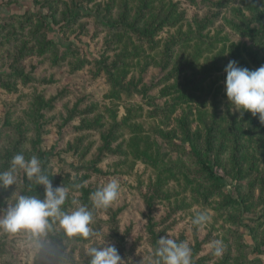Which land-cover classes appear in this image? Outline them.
<instances>
[{
  "label": "rangeland",
  "instance_id": "374dc122",
  "mask_svg": "<svg viewBox=\"0 0 264 264\" xmlns=\"http://www.w3.org/2000/svg\"><path fill=\"white\" fill-rule=\"evenodd\" d=\"M110 0H95L101 3V10L104 11L106 2ZM175 4L176 10L182 12L180 28L166 27L162 30L159 37L169 40L171 36L177 38L181 34L199 32L202 37L193 41L191 45L182 44L176 49V52L183 53L185 59H189L194 48L204 50L200 62L206 59L205 67L209 69L207 78L197 83L196 94L204 98V105L191 103L190 105L177 106L175 111L168 118L166 111L170 109L171 99L162 97L159 92L166 84H159V87H152L147 94L142 96L134 93L129 99H122L118 103L119 116L125 112V107H132L134 114L139 115V120L143 122L146 129H153L155 125L164 130L176 129L175 118L180 117L183 110L188 112L191 106L192 113L189 117L192 122V129L199 128L203 131L202 124L198 121L197 112H207L206 122L208 125L215 122V128L223 126L225 128L226 114L233 113L231 105L227 100L224 81L226 73L223 71L229 60H235L234 54L239 49L242 54H247L245 60L248 68L254 66L248 60V53L255 54L259 60L264 61V51L258 49L253 41L237 34L229 25L236 23L241 25V21L236 16L238 10L245 16L252 15L244 0H196L195 5L189 4L186 0H171ZM261 0H257L259 4ZM116 2V1H115ZM220 2L219 5H215ZM158 5V3H157ZM156 5V6H157ZM94 6V3L90 4ZM119 3L112 7V13L117 14ZM26 8L33 9L32 0H17L9 4L0 0V17L10 14L12 11L21 12ZM38 8V6L36 7ZM45 11V10H44ZM43 11V12H44ZM93 16H84L79 21L84 24L81 28L78 24L70 28H62L51 31V36L57 41L60 51L64 46H71L73 56L57 59L55 55L46 53L38 55L37 52L28 50V46L22 50L21 58L17 61L19 68L24 69L35 77L34 82L23 84L21 81L16 83V91H7L0 85V128L7 123L8 128L14 129L15 124L19 123L25 130V147L27 153L32 151V146L39 147L42 150H51L52 157L49 166L54 175L61 176L66 173L86 174L87 171L77 170L80 166L89 164L96 148L99 145V129H85L82 127V119L92 120L97 114H105L106 107L110 106L109 84L105 74L98 73L94 62L103 52L107 30L94 21ZM1 23V19H0ZM244 26V25H241ZM180 31V32H178ZM199 36V34L197 35ZM1 37V35H0ZM210 39V41H209ZM211 43V46H210ZM225 44L224 49L222 46ZM1 46V45H0ZM18 46L21 44L18 42ZM16 51L12 50V55H8L5 48L0 49V70L13 59ZM58 55V54H57ZM79 58H85L88 63L80 70H73L72 65L79 61ZM232 58V59H231ZM202 64V63H201ZM198 72V68L196 69ZM138 90H141L145 84L154 86L163 77L166 71H160L156 66H150L142 75L139 81L138 74L133 71ZM131 76V74L129 75ZM195 74L182 72L178 75V83L188 84L185 90L194 92L191 80ZM190 83V84H189ZM188 88V89H187ZM41 102L39 104L38 102ZM38 106L42 108L44 117L39 135L32 128L33 123L29 122V117ZM155 106L163 109L154 117H148L147 114ZM166 110V111H165ZM73 119H68L69 115ZM244 118L253 117L250 112L244 114ZM82 118V119H81ZM89 120V121H90ZM8 121V122H7ZM28 124L25 125V123ZM87 124V123H85ZM84 124V126H86ZM80 126V127H79ZM26 128V129H25ZM239 129L247 132L250 129L241 124ZM219 134V133H218ZM83 136V139L81 137ZM113 146L119 144L126 138L127 134L119 133ZM228 135H219L222 146L221 158L222 165L217 169L219 175L224 176L223 195L214 196L204 201L200 194L207 186L205 182L201 183L195 178H191L194 173L192 164L188 157H184L181 151L170 152V156L176 158L179 156L184 164L182 173L187 176L184 179L181 175L177 181L169 185L167 198L155 197L152 194L150 182L153 180V172L142 163L136 162L131 168L130 159L125 155H107L98 164L103 171V175H91L86 179V185L98 187L111 179H117L120 183L119 197L107 208L112 212L121 209L118 218V230L120 235H124V247H118V243L111 236L109 217L107 209H93V223L91 227L101 233L118 248L124 264H149L150 253L155 247L156 240L160 237L170 236L178 242L187 243L192 249V264H264V203L262 201V191L257 179L264 177V161L255 149V143L250 140L238 141V146H246L238 153V162H240L241 173L245 177L235 179L230 152L234 144L225 140ZM246 135L243 136L245 138ZM16 138V134H14ZM80 138V139H79ZM176 137V141H179ZM251 138V137H250ZM5 138L0 137V151L2 150ZM164 150L170 148L161 142ZM75 145L78 150L75 151ZM91 146L88 153L86 150ZM121 150L124 151L123 145ZM26 150V149H24ZM171 150V149H170ZM254 154L256 167L251 173H247L250 168L248 162L242 159L243 154ZM36 156V155H35ZM26 155L25 158H30ZM22 175V173H21ZM199 184V185H198ZM16 186H9L7 189L0 188V208L6 207ZM17 191L21 187L17 186ZM143 194L149 198L148 205L145 204ZM76 199L79 195L72 194ZM228 196L245 199L241 200L240 205L234 207H224V202ZM77 200V199H76ZM82 203L80 200H77ZM90 208L92 207L90 201ZM249 207L245 210L244 206ZM197 211L206 212L210 219L199 226L192 224L194 213ZM47 237L41 238L43 248L61 249L63 253L69 255L71 261L60 263L41 253H33L30 248L31 239L29 235L21 232L16 235H6L0 232V264H85L84 249L92 244L98 243L97 238L88 239L87 243H62L54 246L47 243ZM220 240L223 244V251L220 255L214 254L212 242ZM44 248V249H45ZM252 260V261H250Z\"/></svg>",
  "mask_w": 264,
  "mask_h": 264
},
{
  "label": "trees",
  "instance_id": "16d2710c",
  "mask_svg": "<svg viewBox=\"0 0 264 264\" xmlns=\"http://www.w3.org/2000/svg\"><path fill=\"white\" fill-rule=\"evenodd\" d=\"M9 4L17 0H3ZM33 9L26 8L21 12L12 11L10 14L1 16L0 23V49L5 48L8 55H12V50L16 51L15 56L5 68L0 70V85L7 91H16L17 81H21L23 84L34 82L35 77L31 73L25 72L16 64L19 58H21L22 50L28 46V50L37 52L38 55L50 53L55 55L57 59L67 58L68 55L73 56L71 46H64L60 51L57 41L51 36V31L58 28H70L73 25L78 24L81 28L84 26L79 20L84 16H93L94 21L107 30V37L105 47L99 58L95 59L94 65L98 73L105 74L107 83L109 84L108 99L111 100L110 106L106 107L105 114H97L96 118L87 120L81 118L82 127L85 129H99V145L96 148V154H94L89 164L80 166L77 170L87 171L86 174L66 173L65 175L56 176L53 174L50 164L52 155L51 150H42L38 146H32V151L28 154L27 147H25V130H22V126L17 123L14 129L8 128L6 120L3 126L0 128V137L3 136L5 141L0 151V171H6L10 167L12 158L18 154L23 153L26 155H36L41 161L42 169L45 174L51 179L54 187L65 185L69 189V201L66 203V207H71V199L75 196L72 194H78L76 198L80 200L82 204H88L90 207V193L96 190V186L86 185L85 181L91 175H103V171L98 167V164L107 155H125L130 159V167L132 168L136 162L142 163L145 167L149 168L153 172V180L150 182L152 188V194L155 197H165L171 183L176 182L179 176L184 175L183 178L187 179V176L182 173V168L185 163L179 160V156L173 158L170 156V152L181 151L184 157L189 158V162L192 164L194 173L191 178H195L201 183L205 182L207 185L200 197L204 201H208L209 198L214 196L223 195L224 189V176L217 173V169L222 165V144L218 140L219 135H228L225 140H228L234 144L230 152V159L232 163L233 172L235 173V179L242 180L245 174H242L240 169V162H238V153L243 149L246 144L238 146L240 140H250L255 143V149L259 153L260 157L264 161V125H262L258 118H244L238 119L236 115L226 114L225 122L226 127L218 126L215 128V122L212 121L210 125L206 122L207 112L198 111L197 118L202 124L203 131L198 127L192 129V122L189 117L192 113L191 106L188 112L183 110L180 117L175 118L176 129L164 130L158 125H155L153 129H146L143 122L139 120V115L134 114L135 110L132 107L126 108L123 115L119 116L118 103L122 99H129L134 93L142 96L146 95L148 90L152 87H159V84L165 85L161 88L159 94L162 97L171 99L169 103L170 109L166 111L167 116L170 117L177 106L190 105L191 103H197L204 105V98L197 96L196 91L199 86L197 83L204 81L207 78L209 69L205 67L206 59L200 62L204 50L201 48H194L190 58L185 59L183 53L176 52V49L182 44L191 45L193 41H197L198 37L201 38L202 34L199 32L181 34L180 37L171 36L169 40L159 37L162 30L166 27H176L180 24L182 19V12H178L174 7L175 4L171 0H110L106 2L104 11L101 10V3L95 2V0H32ZM116 1V2H115ZM189 4L195 5L196 0H186ZM94 3V6L90 4ZM119 3L117 14L112 13V7L115 3ZM158 3V5H157ZM220 2H216L215 5H219ZM246 8L252 12V15L247 17L240 11L236 10L235 14L241 21V26L236 23H229L230 27L239 35L253 41L255 46L264 51V0L257 3V0H244ZM157 5V6H156ZM38 6V8H36ZM45 10V11H44ZM44 11V12H43ZM180 28L178 25L177 30ZM180 32V31H178ZM199 34V36H197ZM203 38V37H202ZM204 39V38H203ZM210 41V39H209ZM18 42L21 46H18ZM179 45V46H178ZM211 46V43H210ZM225 44L222 46L224 49ZM58 54V55H57ZM247 54H242L238 49L234 54L235 60L239 62L241 66L247 67L248 64L245 60ZM232 59V58H231ZM248 60L254 66L258 68L264 64V61L259 60L254 54L248 53ZM88 60L85 58H79L76 64L72 65L73 70H80L86 64ZM202 63V64H201ZM150 66H156L160 71H166L165 75L161 77L158 84L154 86L143 85L141 90H138V82L133 83L135 76L132 70L138 74L139 81L142 80V75L146 69ZM198 68L199 72L196 70ZM190 72L191 75L195 74V78L191 80V86L194 92H188L185 90L188 84L178 83V75L180 73ZM131 74V76H129ZM188 89V88H187ZM41 104V102H38ZM161 108L155 106L147 114L148 117L156 116ZM42 108L38 106L35 112L29 117V122L33 123L32 128L36 134L39 135L43 124L42 118L44 117ZM73 115H69L68 119H73ZM8 122V121H7ZM87 123V124H85ZM28 122L25 123V125ZM84 124L86 126H84ZM242 125L247 126L250 130L242 132L239 127ZM80 127V126H79ZM26 129V128H25ZM24 132V137H23ZM125 133L126 138L113 146L116 142L117 134ZM219 133V134H218ZM16 134V138H14ZM245 138H243V136ZM179 141H176V137H179ZM251 137V138H250ZM80 139V138H79ZM83 139V136L81 137ZM163 142L168 146L169 150H164L161 144ZM123 145L124 151L121 150ZM26 149V150H24ZM91 146L88 147L86 152L88 153ZM78 150V145H75V151ZM30 151V150H28ZM242 159L248 162L250 170L247 173H251L253 168L257 169L255 160L257 159L254 154H243ZM186 165V164H185ZM262 191V201L264 203V177L257 179ZM75 185H81L79 188ZM199 185V184H198ZM21 191L27 195H36L43 199L44 187L42 185H35V183L29 184L26 178L23 183L19 185ZM145 204L148 205L149 198L146 194H143ZM245 203V199L234 198L228 196L225 200L224 207H236L240 205L241 201ZM249 206L245 204L246 210ZM121 209L113 211L107 209V215L109 217L110 231L112 232L111 238L116 241L118 247L123 249L124 239L127 233L124 235L119 234L118 228V214ZM128 235V234H127ZM47 243L58 246L62 243H87V240L79 237L68 238L58 230L56 225H53V229L46 236ZM264 243V240H263ZM45 248V247H44ZM39 253L59 261L60 263L70 262L61 249H47L45 248ZM2 252V250H0ZM0 252V253H1ZM261 254H264L263 250L259 249ZM84 263L87 264V257L83 258ZM252 261V260H250ZM248 263H254L247 261Z\"/></svg>",
  "mask_w": 264,
  "mask_h": 264
},
{
  "label": "clouds",
  "instance_id": "9594fccd",
  "mask_svg": "<svg viewBox=\"0 0 264 264\" xmlns=\"http://www.w3.org/2000/svg\"><path fill=\"white\" fill-rule=\"evenodd\" d=\"M223 71L227 100L231 111L239 113L242 119L246 112L257 117L264 125V64L258 68L249 69L241 66L236 60H229ZM22 173V175H21ZM29 184L42 185L44 197L27 195L17 191V186L25 181ZM15 185L7 206L0 208V232L6 235L25 233L31 239L30 248L33 253L43 247L44 238L56 225L64 236L79 237L87 240L97 238L98 243L84 249L87 264H124L118 248L114 243L102 237L101 233L91 227L93 209H107L120 194V183L117 179L99 185L90 193L88 204L71 199V207H66L69 201V189L65 185L54 187L51 179L45 174L41 161L35 155L26 159L23 153L16 154L6 171H0V188L7 189ZM81 185H75L79 188ZM210 219L204 211L194 213L192 224L199 226ZM214 254L223 251L222 241L212 242ZM192 249L185 242H178L170 234L156 240L155 247L150 253L149 264H192Z\"/></svg>",
  "mask_w": 264,
  "mask_h": 264
}]
</instances>
